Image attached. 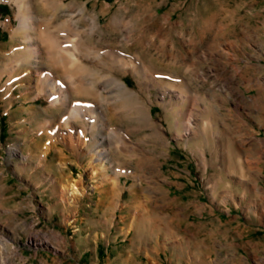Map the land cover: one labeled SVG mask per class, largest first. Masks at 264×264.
Returning <instances> with one entry per match:
<instances>
[{"label":"rangeland","instance_id":"rangeland-1","mask_svg":"<svg viewBox=\"0 0 264 264\" xmlns=\"http://www.w3.org/2000/svg\"><path fill=\"white\" fill-rule=\"evenodd\" d=\"M33 4L93 53L0 2V264H264V0Z\"/></svg>","mask_w":264,"mask_h":264},{"label":"bare ground","instance_id":"bare-ground-1","mask_svg":"<svg viewBox=\"0 0 264 264\" xmlns=\"http://www.w3.org/2000/svg\"><path fill=\"white\" fill-rule=\"evenodd\" d=\"M2 1H7L15 7V18L19 23L18 31L27 37L26 41L28 44L26 49L29 56H33V54L35 55L33 56L35 62H39L38 55L40 54L39 51L41 49L38 46L32 45V32H36L38 34L37 36L40 38L45 52L52 59L54 58L56 62L63 64V66L65 65L64 62L67 59L69 60L70 68L80 66V62L78 59L79 54L92 56V51L85 50L83 48L81 50L80 47H77L73 41H69L71 42V48L63 47L62 44L64 43L61 41V39H59V37H61V31L49 27V23L42 22L38 28L35 23H39V18L35 11L33 0H0V2ZM69 42L67 41L66 43ZM80 68L81 66L79 67V69ZM39 76L43 86L49 85L50 88L55 91V93L53 92L54 95L53 93L50 94V96L52 95L50 98L52 104L57 105L65 101L64 99H66L67 97L66 94L68 90V87L65 83H61V81L57 80L55 76L48 72H40ZM94 111L95 110L89 104L76 103L73 106L71 114L80 116L85 115L86 117H89L90 120H93L95 117Z\"/></svg>","mask_w":264,"mask_h":264}]
</instances>
